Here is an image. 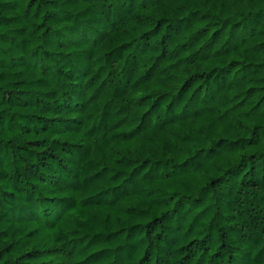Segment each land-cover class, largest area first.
Wrapping results in <instances>:
<instances>
[{
  "label": "trees",
  "instance_id": "16d2710c",
  "mask_svg": "<svg viewBox=\"0 0 264 264\" xmlns=\"http://www.w3.org/2000/svg\"><path fill=\"white\" fill-rule=\"evenodd\" d=\"M0 264H264V0H0Z\"/></svg>",
  "mask_w": 264,
  "mask_h": 264
}]
</instances>
